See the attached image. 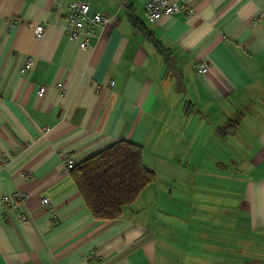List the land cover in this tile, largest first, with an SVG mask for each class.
Masks as SVG:
<instances>
[{
    "label": "crops",
    "instance_id": "obj_1",
    "mask_svg": "<svg viewBox=\"0 0 264 264\" xmlns=\"http://www.w3.org/2000/svg\"><path fill=\"white\" fill-rule=\"evenodd\" d=\"M76 1L109 17L87 49ZM187 1L151 21L145 0H0V264H264V0ZM120 140L156 179L96 219L67 161Z\"/></svg>",
    "mask_w": 264,
    "mask_h": 264
},
{
    "label": "trees",
    "instance_id": "obj_2",
    "mask_svg": "<svg viewBox=\"0 0 264 264\" xmlns=\"http://www.w3.org/2000/svg\"><path fill=\"white\" fill-rule=\"evenodd\" d=\"M143 34H150L143 25L132 18ZM169 69L173 68L170 52L160 45ZM240 123L239 116L219 129V133L234 132ZM143 147L127 140H120L78 162L70 170L77 188L96 219L111 220L121 217L123 209L138 198L143 189L155 182V172L143 160Z\"/></svg>",
    "mask_w": 264,
    "mask_h": 264
},
{
    "label": "built area",
    "instance_id": "obj_3",
    "mask_svg": "<svg viewBox=\"0 0 264 264\" xmlns=\"http://www.w3.org/2000/svg\"><path fill=\"white\" fill-rule=\"evenodd\" d=\"M145 7L147 10L148 18L151 21H155L161 18L163 15H192L194 12L193 3L190 1L184 2L182 4H173L172 0H145ZM68 20L65 26V31L68 37L79 43L82 49H87L91 45V39L95 36L96 28L104 26L109 22V17L101 11H93L90 2L88 1H76L68 6ZM45 32V26L39 24L36 28V36L42 38ZM33 56L25 55L22 59L21 65L19 67V72L21 74H26L31 70L33 66ZM208 67L205 64L199 65L198 72L206 73ZM59 87L62 85L59 83ZM46 91V87L40 86L37 94L43 96ZM77 162L74 158H69L67 161L66 169L70 171L75 167ZM28 198V195L22 191L16 192L12 197L6 198L5 202L24 201ZM43 204L46 206H51V201L47 198H43ZM23 219L26 217L23 216Z\"/></svg>",
    "mask_w": 264,
    "mask_h": 264
}]
</instances>
